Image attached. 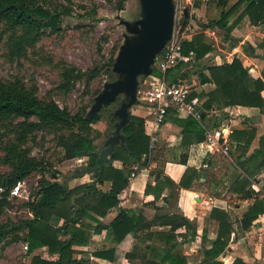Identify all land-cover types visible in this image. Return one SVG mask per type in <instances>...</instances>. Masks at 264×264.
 Here are the masks:
<instances>
[{
  "label": "trees",
  "instance_id": "trees-1",
  "mask_svg": "<svg viewBox=\"0 0 264 264\" xmlns=\"http://www.w3.org/2000/svg\"><path fill=\"white\" fill-rule=\"evenodd\" d=\"M210 1L223 9L228 3V0ZM68 2L72 4L71 0ZM244 3L245 7L239 19L247 16L251 24L264 25V0H239L229 9L223 10L220 18L200 24L192 39L184 43L183 50L185 52L193 50L196 53V63L200 62L201 67L203 66L201 60H204L213 50L211 44L205 40L203 30L206 28L223 30L226 48L233 49L237 41L231 36V32L237 21L229 25V18L239 5ZM118 8L120 10L124 8L123 2L118 3ZM71 13V6L58 1L0 0V43H4L7 47L11 59L22 57L28 49L34 48L41 38L47 35L48 30H60L63 17ZM247 47L254 55L252 47L250 45ZM115 56L116 54L108 65H96L88 71H82L73 64L63 62L61 83L56 89L69 90L78 80L85 79L89 84L104 71L111 73ZM182 68L180 64L171 69L166 75L167 80L176 83L180 77L184 76ZM208 71L209 76L204 72L199 73L200 80L202 83L213 82L216 85L215 89L208 93L191 92L189 96L190 99L205 98L202 102L204 119L210 111L222 110L229 106L259 107L264 111L262 95L264 80L252 78L248 69L238 58H234L231 63L225 62L208 67ZM153 75L161 76L155 68ZM100 91L101 89H96L93 96ZM120 99L121 97L117 99L119 104ZM89 108V105L83 106L73 114L67 107H61L53 98L41 99L36 88L26 86L19 79L0 80V144L5 153L0 159V165H8L11 169L8 174L0 175V186L7 188L0 195V243L4 242L5 245L18 241L27 243L26 253L30 256L27 264H91L89 258L76 259L74 254L75 247L88 245L94 233L107 229L109 236L118 243L131 232H142L161 225L169 226L170 229L149 232L147 237L156 239L163 247H146V253L141 256V264H187L186 256L180 250H176L177 243H174L177 237L176 230L181 227L192 228L194 230L192 237L196 234L194 223L185 217L175 214H157L147 221L142 215H137L132 210L120 209L108 225L97 219V216H107L111 209L119 205V194L129 186L132 166L134 164H139L141 168L148 166L150 159L155 158V152L150 149V137L145 130L144 118L131 114L129 124L122 129L126 137L125 146L119 145L110 160L101 163L99 154L94 152L98 148L95 141L101 133L92 124L99 121L102 116L100 113L98 119L86 120L85 116ZM113 115L114 112H110L109 118L114 124ZM176 121L184 127L182 146L190 144V138L193 135L198 142L204 140V129L196 119L187 117L183 120L176 119ZM3 128L5 131L2 132ZM39 131H45L54 136L56 144L63 151L64 160L88 157V163L83 171L86 168L98 169L96 176L91 181L74 187H70L66 181H58L59 173L51 170L48 161L44 158L33 156L31 148L27 147L31 140L36 139L35 132ZM247 133L250 136L245 144L237 146L236 150H241L242 153L236 156V164L245 170V165L249 161L258 157H262V160L255 166L254 171L249 172L246 169V176L237 177L232 183L231 190L242 198L253 196L255 191L251 189V178L255 176V172L259 173L264 168V147L256 150L250 158L242 160L250 139L254 137L253 131ZM243 134L246 135L245 132L234 131L232 138L241 139L242 136L239 137V135ZM162 151L172 152L174 149L165 148ZM230 155H233V151ZM185 157L183 154L181 160L186 163ZM114 161H121L123 167H115ZM33 173H40L42 177L38 182V190L34 198L23 204L31 216L27 219H17L15 222L1 221L5 210L12 207L13 199L9 200V189L18 180L25 179ZM47 173L50 174L51 179L45 176ZM198 174L196 168L188 167L179 184L182 187L190 186L191 181ZM159 179L160 174H157L156 180L159 181ZM106 181L111 182L109 191L98 188V184ZM150 190L152 188L148 185L146 192ZM263 212L264 199L257 198L239 220L240 227L243 230L248 229ZM210 217L219 222L218 233L211 248L205 250V259L200 264H222L216 258L225 252L234 225L226 209L214 207ZM60 220L63 221L61 224H59ZM91 222H97V224L93 225ZM95 254L101 258L113 259L115 248L97 251ZM127 256L133 258L136 254L128 253ZM233 264H242V261L236 259Z\"/></svg>",
  "mask_w": 264,
  "mask_h": 264
},
{
  "label": "crops",
  "instance_id": "crops-1",
  "mask_svg": "<svg viewBox=\"0 0 264 264\" xmlns=\"http://www.w3.org/2000/svg\"><path fill=\"white\" fill-rule=\"evenodd\" d=\"M238 1L228 0L224 9L210 0L203 1L204 23L220 18L223 10L229 9ZM244 7L245 3L239 5L229 18V25L237 21L231 32V36L237 41L233 49L226 48L223 30L217 28L203 30L205 40L211 44L213 50L206 55L204 60H201L203 66L199 73L204 72L209 76L208 67L221 65L225 62L231 63L234 58H238L248 69L252 78L264 80V48H262L264 25L251 24L247 16L239 19ZM198 8L196 14H198ZM198 23L202 24L201 20ZM195 33L196 31L193 34ZM247 45L252 47L254 55L249 52ZM182 66L183 68L187 67ZM145 78L155 82L152 75ZM187 82L191 86V91L196 93H208L216 87L213 82L202 83L199 74L187 79ZM262 95L264 96V90ZM204 100L205 98L199 99L201 103ZM131 114L145 118L147 112L138 103L131 108ZM176 119L183 120L186 117H178L172 111L169 113L165 124L156 132L155 158L151 156L149 165L142 166V172L139 173L132 185L126 187L119 194V205L111 209L107 216H97V219L108 225L117 216L120 209L132 210L137 215H142L147 221L157 214H175L185 217L194 223L196 234L192 237L194 230L187 226L176 230L177 237L174 243L177 245L175 247L186 256L187 264H200L205 259V250L211 248L218 233L219 222L210 217L211 211L214 207H220L229 212L234 230L225 252L221 253L216 260L221 261L222 264H233L236 259H240L242 264H264V212L254 220L248 229L243 230L239 223L244 213L257 198L264 199V168L259 173L255 172V176L251 178V189L255 191L252 197L242 198L230 188L237 177L246 176V169L249 172L254 171L255 166L262 160V157H258L249 161L245 165V170L235 161L236 156L242 153L241 150H236L237 146L244 145L250 136L247 135V132L253 131L254 137L250 139V144L242 160L250 158L256 150L264 147V111L259 107L229 106L207 114L204 120L210 127L219 126L220 123L229 125V141L233 155L229 154L228 157L218 153L208 157L203 142H198L194 135L190 138V144L182 146L184 127ZM234 131H242L246 135H239V137L242 136L241 139L236 140L232 138ZM165 148L174 149L171 152L172 158L168 156L169 152L162 151ZM183 154L186 156V163L181 160ZM114 165L118 168L123 167L121 161H114ZM188 167L196 168L199 174L191 181L190 186L182 187L179 183ZM157 174H160L159 181L156 180ZM91 180L90 175L86 174L69 181L68 185L74 187ZM148 185L152 190L146 192ZM97 186L103 191H109L111 182L106 181ZM62 222L60 220L59 224ZM91 223L97 224V222ZM169 229V226L157 225L142 232H131L118 243L109 236L107 229H103L101 232L93 234L88 245L76 246L74 257L76 259L89 258L91 264H141V256L146 253V247H163L156 239H148L147 233ZM111 247L115 248L113 259L96 256L97 251L108 250ZM128 253H135L136 257L130 258L127 256Z\"/></svg>",
  "mask_w": 264,
  "mask_h": 264
},
{
  "label": "rangeland",
  "instance_id": "rangeland-1",
  "mask_svg": "<svg viewBox=\"0 0 264 264\" xmlns=\"http://www.w3.org/2000/svg\"><path fill=\"white\" fill-rule=\"evenodd\" d=\"M72 7V13L64 16L61 29L58 31H47L34 48L28 49L22 57L11 59L7 47L0 43V80L14 81L19 79L28 87H34L41 99L53 98L61 107H67L73 114L83 106H91L93 94L96 89H102L106 81H112L114 74L103 72L102 75L87 84L85 79L78 80L69 90H57L61 83L62 63L67 62L77 66L82 71H88L96 65H108L109 61L117 54L123 41L125 27L119 24L118 16L133 21L140 17V4L138 0H52ZM123 2V9L118 8V3ZM201 0L196 1L199 7L195 18L197 21L205 22ZM200 18V19H199ZM209 21V20H208ZM197 25L195 31L199 29ZM217 46V45H215ZM201 65L194 63L192 67L182 68L183 77L181 81L199 74ZM145 77L140 78L144 83ZM192 92V91H191ZM92 100V103H91ZM121 100V99H120ZM119 106L116 101L107 109L101 111V119L93 123V127L100 131L101 136L96 139L95 144L102 147L105 140L113 131V123L109 118L110 112H114ZM5 128L2 129V132ZM34 141L27 144L31 148L32 155L44 158L48 161L51 170L59 173L57 178L60 182L73 180L75 175L82 173L88 163V157L63 159V151L56 144L54 136L45 131L35 132ZM203 142V141H202ZM5 155L0 144V159ZM168 156L172 158L171 152ZM11 171L8 165H0V175ZM51 179L49 173L45 174ZM40 173L30 174L26 188L29 195L24 193L21 198L12 200V207L5 210L1 221H17L27 219L31 216L23 204L32 200L38 190L35 186L41 179ZM82 177V176H78ZM88 179V178H87ZM11 240V239H10ZM27 243L18 241L5 245L0 243V264H27L30 256L27 255L24 246Z\"/></svg>",
  "mask_w": 264,
  "mask_h": 264
},
{
  "label": "water",
  "instance_id": "water-1",
  "mask_svg": "<svg viewBox=\"0 0 264 264\" xmlns=\"http://www.w3.org/2000/svg\"><path fill=\"white\" fill-rule=\"evenodd\" d=\"M138 1L139 18L129 21L117 17L119 24L125 27V31L111 68L114 79L104 83L101 91L94 96L93 103L85 116L88 121L98 119L104 107L112 105L118 97H121L113 115L114 130L103 146L94 150L99 154L101 163L108 162L119 145L125 146L126 137L122 129L130 122L131 108L139 103L137 92L140 78L153 74L156 57L171 41L174 33L176 15L174 0ZM185 16L188 17L187 9ZM97 173L98 169L86 168L75 177L89 174L94 178Z\"/></svg>",
  "mask_w": 264,
  "mask_h": 264
},
{
  "label": "built area",
  "instance_id": "built-area-1",
  "mask_svg": "<svg viewBox=\"0 0 264 264\" xmlns=\"http://www.w3.org/2000/svg\"><path fill=\"white\" fill-rule=\"evenodd\" d=\"M197 0H174L176 5L175 27L171 41L165 46L161 53L156 57L154 68L161 76L153 75L154 80H145L139 84L138 100L147 114L145 115V130L150 137V149L154 150L157 143L156 132L165 124L170 110L178 117H193L204 129L203 145L208 157L213 154L229 156L232 146L229 141V125H219L210 127L203 118L202 103L197 98L190 99L191 86L187 81L182 82L179 78L176 83L167 80L168 72L178 65L192 67L196 60V53L191 50H183L184 43L190 41L195 32L198 21L196 15ZM188 10V17L185 10ZM215 111V110H213ZM211 113V111L209 112ZM208 113V114H209ZM142 172L139 164L132 166L129 185ZM27 180L21 179L10 189L9 200L21 198L24 193L29 195L26 188ZM38 185V182L35 186ZM7 190L6 186H0V195ZM28 250V244L24 246Z\"/></svg>",
  "mask_w": 264,
  "mask_h": 264
}]
</instances>
